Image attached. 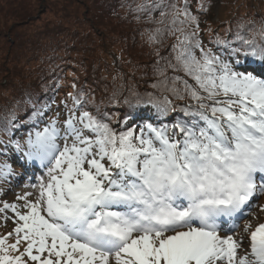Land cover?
I'll use <instances>...</instances> for the list:
<instances>
[{
  "label": "snow or ice",
  "instance_id": "obj_1",
  "mask_svg": "<svg viewBox=\"0 0 264 264\" xmlns=\"http://www.w3.org/2000/svg\"><path fill=\"white\" fill-rule=\"evenodd\" d=\"M134 10L156 25L152 42L176 41L152 85L165 94L123 102L175 121L115 119L75 83L59 104L29 99L34 126L0 138V194L22 175L9 151L25 174L35 165L44 174L0 205L4 226L15 224L0 235V264H264V222L251 219L264 211V17L239 20L230 39L209 37L213 51L189 0H142Z\"/></svg>",
  "mask_w": 264,
  "mask_h": 264
},
{
  "label": "trees",
  "instance_id": "obj_2",
  "mask_svg": "<svg viewBox=\"0 0 264 264\" xmlns=\"http://www.w3.org/2000/svg\"><path fill=\"white\" fill-rule=\"evenodd\" d=\"M95 2L99 3L95 9L102 13V17L106 13L110 15L107 19L103 17L94 20L96 27L84 20L85 10L83 7L79 8L78 1L75 2L76 5H72L71 3L52 4L49 0H0L2 46L0 65L3 62V66H0V138L17 139L22 135L26 136L34 126L29 122V116L33 111L32 103L42 104L55 96L59 104L67 92L76 90L71 87L73 83L88 90L96 104L107 111L109 116L114 115L115 119L122 120L128 116L136 124H143L145 121L153 123L175 121L177 113H170L169 116L164 117L151 106L150 109L147 105L133 108L123 101L132 100L135 95L143 96L149 92H155L157 95L165 94L160 89H154L152 85L163 79L157 71L158 67L164 64L160 57H169L176 36L165 35L163 43H154L149 39L151 29L156 25L149 21L147 16L137 19L139 13L134 10L135 7H132L142 0H105V2L96 0ZM177 2L182 6L184 0ZM189 2L191 11L200 18L204 43L207 47L213 48V51L217 49L208 42L209 37L215 39L218 34L230 39L231 33L228 29H234L239 20L258 21L264 17V0H189ZM201 4L204 5L205 11H200ZM194 5L197 10L193 9ZM106 6L112 8L106 10ZM217 6H223L222 17L216 22H211ZM59 9L61 14L58 16H49L51 18L45 16L49 11ZM154 15L158 17L159 13ZM52 17L57 18L58 21H53ZM70 25L76 28L70 33L74 48L69 36H67L68 44L64 39H60V35L66 31L65 26L70 27ZM97 28L101 31L106 29L109 34V57L112 58V64L113 59L119 60V58L124 64L123 69L117 67L115 74L110 76L104 74L108 69L99 72L93 67L84 69L82 74L83 62L76 54L75 56L72 54L74 52L72 49L84 46L91 33L97 32ZM209 29L212 31L209 32ZM32 32L37 34L31 37ZM92 39L93 44L98 45L99 52L94 54L95 50L92 53L86 50L83 55L93 59L92 63L102 65L107 55L105 54L108 49L107 44L101 39L94 37ZM115 41L118 42L116 45L120 49L111 54V50L117 47L114 46ZM77 74H80V77ZM176 74L184 75L182 71ZM167 75H173L172 69H168ZM185 78L189 79V83L193 82L190 78ZM115 80L118 85L113 86ZM57 85L60 87L57 88ZM29 99L32 103L27 102ZM116 100L120 102L117 103ZM55 107L53 105V108ZM13 112L17 117L15 123L18 127L8 133L3 129L6 118ZM50 115L52 113L45 114V122Z\"/></svg>",
  "mask_w": 264,
  "mask_h": 264
},
{
  "label": "rangeland",
  "instance_id": "obj_3",
  "mask_svg": "<svg viewBox=\"0 0 264 264\" xmlns=\"http://www.w3.org/2000/svg\"><path fill=\"white\" fill-rule=\"evenodd\" d=\"M52 4H58V3H71L72 5H76V1H78V4L80 5V7H83V10L84 11V20L89 23H92L94 27H96L95 23H94V20L96 21V19H101V18H105L107 19L110 15L106 13V15H103L102 17V13L100 11H97L95 8L97 6V2H95L96 0H49ZM105 2V0H104ZM138 4V2H136ZM136 4H134L132 7H135ZM55 6V5H54ZM52 6V7H54ZM112 8V6H106V10L109 9V8ZM222 7L223 6H220L218 7L217 6V9L215 10V15H214V18L211 22H216L218 21L221 17H222V14H223V10H222ZM193 9L194 10H197L196 8V5L193 6ZM119 10V9H117ZM55 12V13H54ZM58 14H61V11L60 9L59 10H53V11H49L48 13H46V17H49V16H54V15H57ZM51 18V17H49ZM53 21H55L57 18H54L52 17ZM58 20H56L55 22H57ZM66 21L63 20L62 22L64 23ZM79 22H82L81 20H79ZM115 22V21H114ZM98 26H100L98 23H97ZM81 26V25H79ZM98 29V28H97ZM65 30L64 33H62L60 35V39H64L65 42H69L68 40V37L69 36V39H70V43L72 44L73 48H74V44L71 40V36H70V33L75 31L76 28H73L72 25H70V27H66L65 26ZM106 29H103L101 31V29H98L97 32H94V34L91 33V36L96 38V39H101L104 43L107 44V54L106 55V58L104 60V62L101 64L99 63H92L91 60L93 59H90L89 57H84L83 55V52L88 50L89 53H92L94 50V54L98 53L99 52V48H97L98 45H94L93 44V39L92 37L90 36L89 38H87V41H86V44L84 46H81L79 47L78 49L75 48V49H72L74 52H72V54L75 56H78L77 58H79L80 61L83 62V64L81 63V68H82V74H83V70H87L88 68L90 67H93L94 70H98L99 72H103V70H106L104 71V74H106V76H110V75H113L115 74L114 72L117 71V67H119V69H123L124 68V64H123V61H120V58L119 60L117 59H113L114 63L112 64V58L109 57L110 54H109V51H110V47H109V34H107V32L105 31ZM108 30V29H107ZM114 34H116L115 32H113ZM37 33H31L30 36L33 37L35 36ZM54 34V33H52ZM51 35V34H50ZM80 35H83L82 33H80ZM108 41V42H106ZM118 42L115 41V45L114 46H117ZM0 47L2 48L1 44H0ZM68 48V46L66 47ZM119 47L117 46L116 48H114L113 50H111V54L112 52H118L119 51ZM124 57V55L122 56V58ZM0 58H1V55H0ZM89 60V61H88ZM1 67L3 66V62H1ZM253 67H255L253 65ZM93 71V70H91ZM119 71H124V70H119ZM120 72V73H121ZM79 77H80V74H77ZM0 77H1V73H0ZM116 84L118 85L117 81L115 80L113 86H116ZM149 108V106H147ZM114 126H117L114 124ZM23 136V135H22ZM25 137V136H23ZM3 140H7L8 138H5L3 137L2 138ZM17 139H21V138H17ZM11 148L13 146H10ZM0 148H3V145L0 144ZM9 148V149H11ZM18 155L19 154H16L14 152H11L9 151V156L11 157V159L9 160L10 163L13 164V167L17 170L18 173H21L22 175L19 176V177H15V178H10L9 182L7 185H4L2 186L3 187V194H0V205H2L3 202H8V203H14L16 202V198L18 195H20L23 191L25 190H28V189H25L24 185L27 184V183H30V182H35V180L33 179L32 181H29L28 177L31 176V175H34L35 177H39L41 175L44 174V170L41 169L38 165H35V172L34 174L33 173H28V174H25V167L23 165V162L20 161L18 159ZM29 168L32 167V165H29L28 166ZM20 181L19 183H17V181ZM258 205H264V198H261L260 201L257 202ZM255 212V216L254 217H251V219L253 220V222L255 223L257 220L259 222H264V211H260V208L257 207L256 209L253 210ZM8 216H13V214L11 213V211H9L8 213ZM15 227V224H14V220H10L8 222V225L7 227L4 226V223H3V219L0 218V235H4L3 234V231H6L7 232H11L13 230V228ZM5 233V234H6Z\"/></svg>",
  "mask_w": 264,
  "mask_h": 264
},
{
  "label": "bare ground",
  "instance_id": "obj_4",
  "mask_svg": "<svg viewBox=\"0 0 264 264\" xmlns=\"http://www.w3.org/2000/svg\"><path fill=\"white\" fill-rule=\"evenodd\" d=\"M39 166V165H38ZM6 233V231H3V234H5Z\"/></svg>",
  "mask_w": 264,
  "mask_h": 264
}]
</instances>
